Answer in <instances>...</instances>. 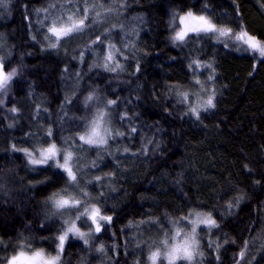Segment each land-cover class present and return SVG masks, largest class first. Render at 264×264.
Masks as SVG:
<instances>
[{
    "label": "clouds",
    "instance_id": "obj_1",
    "mask_svg": "<svg viewBox=\"0 0 264 264\" xmlns=\"http://www.w3.org/2000/svg\"><path fill=\"white\" fill-rule=\"evenodd\" d=\"M228 64L264 69V0H0V264H264Z\"/></svg>",
    "mask_w": 264,
    "mask_h": 264
},
{
    "label": "trees",
    "instance_id": "obj_2",
    "mask_svg": "<svg viewBox=\"0 0 264 264\" xmlns=\"http://www.w3.org/2000/svg\"><path fill=\"white\" fill-rule=\"evenodd\" d=\"M225 73L232 79V90L225 99L223 107V111L229 115L227 124L230 125L234 119L246 123L256 116L264 118V69H261L259 74L251 76L243 67L228 64L225 66ZM232 143L233 141L224 140L217 146L227 152Z\"/></svg>",
    "mask_w": 264,
    "mask_h": 264
}]
</instances>
